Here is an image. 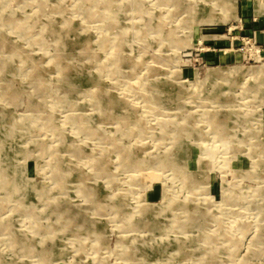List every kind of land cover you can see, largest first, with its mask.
Instances as JSON below:
<instances>
[{"label": "rangeland", "instance_id": "374dc122", "mask_svg": "<svg viewBox=\"0 0 264 264\" xmlns=\"http://www.w3.org/2000/svg\"><path fill=\"white\" fill-rule=\"evenodd\" d=\"M0 146V264H264V0H0Z\"/></svg>", "mask_w": 264, "mask_h": 264}, {"label": "bare ground", "instance_id": "6f19581e", "mask_svg": "<svg viewBox=\"0 0 264 264\" xmlns=\"http://www.w3.org/2000/svg\"><path fill=\"white\" fill-rule=\"evenodd\" d=\"M230 2V1H229ZM185 10V9H184ZM197 14V13H196ZM192 15V14H191ZM196 16V15H195ZM126 40V39H125ZM59 42V41H58ZM124 42V41H123ZM68 43V42H67ZM69 44V43H68ZM66 48V47H65ZM219 70V69H218ZM216 72V71H215ZM223 77V76H222ZM219 80V79H218ZM153 86V85H152ZM159 86V85H158ZM160 88V87H159ZM153 89V88H152ZM158 89V88H157ZM159 90V89H158ZM173 90V89H172ZM156 91V90H155ZM161 91H162V89H161ZM149 93V92H148ZM217 99H220V98H218L217 97ZM111 100V99H110ZM108 108V107H107ZM115 108H116V106H115ZM114 108V109H115ZM115 120V119H114ZM118 121V120H117ZM116 122V121H115ZM1 147V146H0ZM3 152V151H2ZM2 154V153H1ZM3 155V154H2ZM2 160V159H1ZM1 162V161H0ZM3 162H4V160H3ZM8 163V162H7ZM170 164V163H169ZM12 165V164H11ZM20 166V165H19ZM9 167V166H8ZM24 169V168H23ZM18 173V172H17ZM16 173V174H17ZM20 174V173H19ZM15 176V175H14ZM22 178H20V180H21ZM14 180V179H13ZM36 180V179H35ZM23 181V180H22ZM21 181V182H22ZM131 181V180H130ZM190 181V180H189ZM25 182V181H24ZM12 185V184H11ZM14 185V184H13ZM16 185H17V183H16ZM35 186V185H34ZM14 187V186H13ZM31 187V186H30ZM25 188V187H24ZM11 190H13V189H11ZM16 190V189H15ZM19 191H21V189L19 190ZM23 191H24V189H23ZM26 191V190H25ZM17 192V191H16ZM28 192H29V190H28ZM31 193H32V191H31ZM40 195H41V193H40ZM22 196V195H21ZM24 197V196H23ZM18 199V198H17ZM24 199V198H23ZM121 205V204H120ZM147 224V223H146ZM171 240V239H170Z\"/></svg>", "mask_w": 264, "mask_h": 264}]
</instances>
